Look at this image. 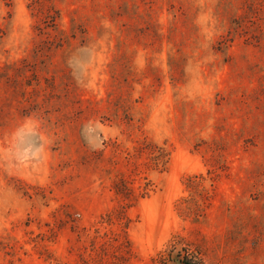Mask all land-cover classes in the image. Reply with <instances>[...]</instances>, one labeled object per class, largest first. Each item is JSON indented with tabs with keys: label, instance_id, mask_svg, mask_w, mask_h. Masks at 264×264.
I'll use <instances>...</instances> for the list:
<instances>
[{
	"label": "rangeland",
	"instance_id": "rangeland-1",
	"mask_svg": "<svg viewBox=\"0 0 264 264\" xmlns=\"http://www.w3.org/2000/svg\"><path fill=\"white\" fill-rule=\"evenodd\" d=\"M0 264H264V0H0Z\"/></svg>",
	"mask_w": 264,
	"mask_h": 264
},
{
	"label": "clouds",
	"instance_id": "clouds-1",
	"mask_svg": "<svg viewBox=\"0 0 264 264\" xmlns=\"http://www.w3.org/2000/svg\"><path fill=\"white\" fill-rule=\"evenodd\" d=\"M40 121L35 115L24 118V123L17 127L14 132L15 144L14 154L18 157H27L28 159H41L44 154L45 146L39 139ZM32 138L35 142L28 143V139Z\"/></svg>",
	"mask_w": 264,
	"mask_h": 264
}]
</instances>
